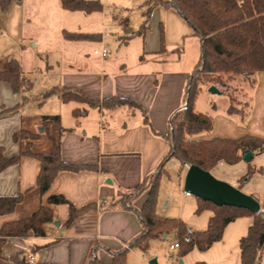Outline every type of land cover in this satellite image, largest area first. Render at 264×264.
Returning a JSON list of instances; mask_svg holds the SVG:
<instances>
[{
	"label": "crops",
	"instance_id": "1",
	"mask_svg": "<svg viewBox=\"0 0 264 264\" xmlns=\"http://www.w3.org/2000/svg\"><path fill=\"white\" fill-rule=\"evenodd\" d=\"M148 1L102 0V11H96L100 13L101 28L86 24L79 31L64 30L65 46L81 44V47L78 53L62 49L55 63H50L48 57L45 59L48 62L45 76L51 77L45 88L34 90L29 79L31 85L15 91L10 82L0 80V146L5 155L24 152L28 143L37 154L53 153L59 145L64 161L88 166L80 171H61L46 192L37 184L41 162L36 156L22 155L18 163L0 172V196L24 195L13 211L0 214V230L6 222L30 217L42 206L53 211V220L44 224L43 235L9 237L2 248L0 264H17L18 257L25 264H88L91 255L111 264L113 253L126 248L142 232L136 209L143 207L148 192L132 197L128 203L125 196L141 185L168 154L170 143L163 134L168 133L173 115L185 105L187 81L197 64L187 65L183 59L186 38L193 36L194 31L176 9L155 6L147 31L144 35L137 33L147 18ZM22 2L13 0L7 11L0 8V69L18 63L23 78H28L26 75L33 72L23 59L26 46L22 43L31 20L25 19V13L15 7ZM84 13L91 16L95 12ZM66 31L89 37L67 39ZM11 43L18 44V58L10 54ZM102 47L108 49L106 58L95 53ZM252 77L254 82H243L251 84L248 111L243 114L228 113L230 105L219 106L216 99L198 109V97L196 110L211 114L214 128L194 139H236L246 135L264 139V71ZM52 88L83 92L100 105L78 100L65 102L59 94L43 99L42 94ZM113 96L136 101L149 121L138 107L105 108L102 101ZM56 115L60 116L62 129L50 124L45 130L44 116ZM22 130L40 135L33 140L16 141L14 134ZM250 167L254 173L242 184L241 179ZM215 169L220 171L222 179L258 199L261 207L264 205V153H254L251 162L242 159L230 164L221 160L211 172ZM181 172L185 177L186 171ZM177 178L166 174L162 178V183L170 180L175 184L184 197L182 211L177 215L184 222L185 219L198 222L202 230L206 229L213 212L204 210L196 214L197 197L183 189L180 174ZM51 195L65 196L82 212L67 224L70 205L50 203ZM161 200L160 190L157 212L169 216L168 212H160ZM192 214L199 217L193 219ZM252 222L253 216H240L225 227L222 239L207 250L196 247L204 253L215 244L221 246L220 257L210 259L204 255L205 263L242 264L240 239L248 233ZM171 234L176 237L175 232ZM260 264H264V254Z\"/></svg>",
	"mask_w": 264,
	"mask_h": 264
},
{
	"label": "trees",
	"instance_id": "2",
	"mask_svg": "<svg viewBox=\"0 0 264 264\" xmlns=\"http://www.w3.org/2000/svg\"><path fill=\"white\" fill-rule=\"evenodd\" d=\"M13 0H0V8L7 11ZM21 2V0H16ZM64 9L72 11H84L92 13L102 11V0H60ZM162 5L166 8H174L187 21L193 29L194 35L200 39L201 54L197 64L191 72L185 88V105L178 110L170 120L168 133L163 136L170 143V150L164 157L158 168L148 175L145 181L139 185L130 195L125 196V201L130 202L132 197L147 191V199L141 209L136 212L141 220L143 229L130 243L129 248L114 252V260L111 264H126L127 256L133 247H141L148 239L164 237L176 233V238L181 242L180 256L192 251L194 248L207 250L215 241L221 240L225 227L240 216L251 215L253 222L249 226L248 233L240 239L242 264H260L264 254V205L258 214L247 208L231 205L219 206L211 201H205L199 197L196 214L204 210H211L213 215L209 219L206 229L193 231L191 241L185 242L184 237L188 233V227L181 218L167 217L158 214L157 204L163 175L167 173L166 163L177 158L181 162V171L184 164H196L205 170L211 171L216 164L225 160L235 164L243 159L244 153H264V139L246 135L236 139L214 138L211 140H197L193 137L203 132H209L214 128V117L209 113L196 110L195 103L204 85H215L218 82H232L238 78L250 81L259 71H264V0H149L148 15L138 34L144 35L148 29L149 17L155 6ZM67 39H84L89 37L84 33L65 32ZM22 71L18 63L5 70L0 69V80L8 81L15 91L25 85L21 78ZM252 82L254 78L252 77ZM29 86V85H27ZM53 94H59L65 102L70 100L86 101L92 106H99V101H93L83 92L69 89L52 88L42 94L43 99ZM231 104L228 113H242L243 110ZM102 105L108 109H114L123 105L138 107L144 113L148 122V116L144 109L134 100L122 97H109L102 101ZM53 124L62 129L59 115L44 116L43 127L45 130ZM40 133H32L26 130L16 132L14 139H36ZM22 155L36 156L41 162V170L37 178V184L43 192H46L57 175L64 170L80 171L88 166L74 165L63 160L60 146H56L53 153H33L30 143L24 152L7 156L4 148L0 146V172L8 166L18 163ZM250 160L249 162H251ZM254 173L250 167L248 173L241 179V183L248 180ZM22 193L11 196H0V214H6L14 210L22 201ZM50 203H67L71 212L67 224L82 212L63 195H51ZM53 220V211L48 206H42L32 216L15 221L6 222L0 230V257L2 248L9 237L43 235L44 224ZM17 264H25L20 258L15 259ZM88 264H107L92 255ZM197 264H206L199 262Z\"/></svg>",
	"mask_w": 264,
	"mask_h": 264
},
{
	"label": "rangeland",
	"instance_id": "3",
	"mask_svg": "<svg viewBox=\"0 0 264 264\" xmlns=\"http://www.w3.org/2000/svg\"><path fill=\"white\" fill-rule=\"evenodd\" d=\"M15 7H19L18 9H21V11L25 13V19L31 20L30 23L27 24L29 28L24 30L26 38L22 44L26 46L23 59L26 66H31L33 73L26 75L28 78H23L21 75V78L25 85H31L32 80L34 90L45 88L47 84H50L48 81L51 80V77L45 76V72H47L48 69V62L45 60L47 57L50 63H55V58H57V55H60L64 48L74 50L75 53H78L81 44H68L70 45L69 47L65 46V43L67 42H65L66 40L63 38L64 30L79 31L80 28L84 27L86 24L101 28L99 12H95L90 16L81 11L65 10L61 7L60 0H23L20 6ZM7 34L12 37L10 30H7ZM30 36L33 37V41H37L36 45L33 44ZM134 45L135 44H133V46ZM10 46L12 47L10 54L15 58H18L20 51L18 44L11 43ZM183 52L185 64L187 63V65H190L197 63L201 54L200 39L195 35L188 36L184 44ZM41 57H44V61L41 60ZM55 69H57V67H55ZM251 78L250 83L252 82ZM243 82L244 80H242V78H238L232 82L215 83V86L218 87L220 91H224L219 94H213L209 91L212 85H204L202 89L203 91L199 96L198 109L206 107L212 99H216L219 106L230 105L231 97H233L234 105L242 109L244 112L248 111V99L251 84L247 85ZM184 170L187 171L186 167ZM166 171L167 176L173 178L176 177V179H178L177 176L180 174L183 178L184 189L185 177H183V172H181V162L177 158H172L168 161ZM219 172L218 169H215L213 174L222 179L221 173ZM246 179L247 178H244V181H246ZM168 181L170 180L162 183L161 180L160 190L162 200L160 212L163 214L164 212L170 213L169 216L166 215L168 217L180 218L177 214L182 211L184 197L180 194V191L177 190L175 184ZM242 184H245V182ZM192 217L193 219H197L199 216L192 214ZM185 222L196 231L202 230L200 227L201 225H199L198 222L192 223L186 219ZM176 240V237L172 234L168 235L166 238L149 240L143 244V247H136L132 251H129L127 264H150V261L153 259H156L158 264H180L181 260L184 261V264H196L199 262H207L204 255L208 256L210 259H218L220 257L221 246H218V244H215L211 249L204 253L196 248L185 256H180L179 249L169 253L170 245ZM215 264H222V262H217Z\"/></svg>",
	"mask_w": 264,
	"mask_h": 264
},
{
	"label": "water",
	"instance_id": "4",
	"mask_svg": "<svg viewBox=\"0 0 264 264\" xmlns=\"http://www.w3.org/2000/svg\"><path fill=\"white\" fill-rule=\"evenodd\" d=\"M209 91L213 94L221 93L215 85H212ZM253 157V151H248L243 155V159L247 161L252 160ZM184 190L219 206L231 205L247 208L256 214L262 211L261 203L258 199L244 192L239 187L216 177L211 171L205 170L196 164L190 165L186 171ZM150 264L158 263L156 259H153L150 261ZM180 264H184V261L181 260Z\"/></svg>",
	"mask_w": 264,
	"mask_h": 264
},
{
	"label": "built area",
	"instance_id": "5",
	"mask_svg": "<svg viewBox=\"0 0 264 264\" xmlns=\"http://www.w3.org/2000/svg\"><path fill=\"white\" fill-rule=\"evenodd\" d=\"M95 53H98V54L101 55V57L106 58L108 56V49L106 47H102L100 49H96ZM185 167H186V169H188L190 167V164L189 163H185ZM187 231H188V233L184 237V241L185 242H190L191 241V233L193 232V230L191 228H188ZM180 246H181V242L177 239L174 243H172L170 245L169 253L179 249ZM126 248H129V244L126 245Z\"/></svg>",
	"mask_w": 264,
	"mask_h": 264
}]
</instances>
